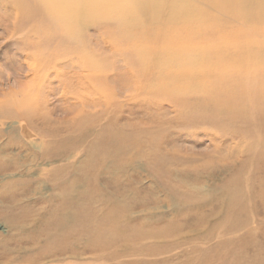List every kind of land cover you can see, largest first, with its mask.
Returning a JSON list of instances; mask_svg holds the SVG:
<instances>
[{
	"label": "rangeland",
	"instance_id": "1",
	"mask_svg": "<svg viewBox=\"0 0 264 264\" xmlns=\"http://www.w3.org/2000/svg\"><path fill=\"white\" fill-rule=\"evenodd\" d=\"M9 1L0 0V90L4 88V91L9 88L8 86L17 89L16 85L21 80L22 82L25 80L24 74L28 73L29 78L32 79V73L26 64L27 61L23 59L24 57L21 54V44L24 42V44H31L30 42H33V39H30L28 31H14L13 20L10 18ZM31 1L36 6L37 1ZM31 1L25 2V4H31ZM9 3L11 4V1ZM28 5L27 7L29 8ZM192 21L194 22L193 19ZM107 23V25L116 26L114 21ZM97 24L98 22H95L91 25L86 32L88 35L85 33V41H67L58 33L56 36L58 40H52V47H59L61 44V48H65L64 53L61 54L62 56L56 55L57 57L55 58V52L53 53L54 55L52 53L45 54L47 57L44 56L42 58L44 61L41 59L42 61L39 62V65L42 69H46L52 77L55 73L52 64H67L70 68L66 67L62 73L64 77H67L69 72L72 71L71 66L76 67V70H80L79 68L84 64L83 58L85 60L83 56H86L87 52L90 60L98 61L102 69L107 67L108 72H110L108 85L104 86V83L95 84L99 95L96 96L97 94L95 93L91 95V99L93 101L94 98L103 95L107 101L101 99V105H95V108L94 105H87L81 92L85 88V84L82 83L79 86L77 81L72 84L68 83V85L62 83L58 85L57 81H54L52 86L57 91L59 90V92L52 90L51 92L54 95L46 92V82L43 81L37 86L31 85V87H28L30 101L34 99L33 102H35L37 101L36 98L44 97L47 93V96H50L48 98L51 99L50 103L52 102V107H55L56 112L53 111L52 115H50L52 118L49 116L46 122H43L36 114L38 110L36 103H34L36 109L31 114L30 119H28L29 116L26 119L33 122V128H28V133L26 134L18 127L20 119L17 116L6 122L5 125L0 124V155L2 154L0 156V162H2V164L0 163V208L15 197L22 201L28 200L24 198L29 197L31 199L30 202H32L35 199L30 197L31 195L46 199L44 205L47 206V199L56 193L57 180L64 178L62 176H53L52 173L61 168L67 174L70 172L73 175L71 178L75 181L77 180L76 183L78 182L76 190H72L73 196L78 198H74L73 207L70 208L71 214H74L75 217L78 214L87 215L93 219L94 213L90 212V209L98 212L99 210L105 211L108 209L107 205L102 203L103 201L92 203L93 200H89L90 198L87 199L82 195L87 193L86 190L89 193L105 194V198L109 201L117 198L125 206V214L128 213L127 216L129 218L128 222L121 226L122 218L124 217L122 213L118 222L122 230L120 231L121 233L119 232V237L122 236L121 239L125 240L119 242L118 245H111L107 248L97 247L91 249L93 239L97 245H101L107 238L113 237L116 233L110 229H104V226H96L94 221L90 220L87 226L83 224L85 227L82 226L83 228H80L82 234H74L77 240L76 246H72L69 249L83 253L84 248L87 250V255H82L79 259L68 257L57 262L55 261L56 258H52V256L45 259L46 254L37 256L39 252L40 254L44 252L41 251L43 247H38L33 241L37 239L39 241L46 240L43 231L47 223H41L39 218L41 216L42 218L44 217L48 208H42L43 205L30 208L24 204L27 209H34L35 215L33 212V215L28 217V225L22 226L21 221L17 222L22 224L21 228H16L15 225L11 228V224L9 223V225L7 221L11 215L7 210H0V264H64V262L67 264H264V153H261L264 138L254 133L246 140L249 142H243L239 137L231 140H222V135L213 130L210 124H206L203 127H192L191 129H182V127L177 126L172 120L177 122L176 117L179 116V113H176L170 104L166 102V97H162L167 94V89L161 87L159 89L138 87L139 85L134 82L132 84L131 82L129 83L123 76V74L127 73L125 72L126 60H128L127 63H132L134 70L140 65V61L133 54L137 49H130L128 50L129 53L127 51L124 54L113 50L109 51L110 48H106L102 42L99 43L97 40L99 35L101 36L99 34L101 32L97 31ZM146 29L147 27L143 30ZM93 30H96L95 33ZM129 33L133 35L129 36ZM137 34L138 29L128 32L117 31L116 37L122 41L126 37L130 40H136L139 37ZM217 37L208 38L203 36L204 45L208 41L215 44L218 43L219 37ZM154 38L156 40L159 37ZM159 39L161 40V38ZM87 40L89 43L86 42ZM149 41L150 39H144V44L149 43ZM260 41L263 42L262 40ZM161 42L166 41L161 40ZM81 44L86 46H81ZM259 46L263 47L261 43H259ZM71 47H74L79 53L82 52V61L79 56L75 57L77 55L70 53L71 51L65 52L66 48L71 50ZM86 47L88 49H85ZM62 57L64 58L62 59ZM220 59L216 55V62L209 63L208 66L214 64L218 68L220 65H231L229 62L227 64L222 62V60L220 61ZM245 60H248V58ZM39 65L38 69L40 70ZM49 65L51 68H48ZM120 72L123 74H119ZM118 76H122L123 79L120 80ZM28 80L30 81V79ZM218 86H216V89H218ZM63 87L67 88L66 91L72 92L71 96L74 100L71 99L68 103H72L70 107L75 106L74 109L72 108L74 110L73 113L71 110L68 111V109L67 111L60 109L66 106V103H61L59 100V96L65 91ZM185 88H171L169 92L179 93L178 95L180 96L177 99H181L188 94L190 98L204 99L209 104L211 100H209L208 93L215 90L214 85L209 87L206 84L197 88H187L186 92H181ZM29 90L34 94L31 91L29 92ZM191 91L195 93L189 95ZM89 98L88 96L86 99ZM152 99H156V101ZM77 101L79 102L77 103ZM161 103L163 104L160 105ZM56 107L59 108L57 109ZM146 107H148L147 110ZM161 107L164 110H160ZM214 107H216L215 104ZM219 109L218 106L215 108L217 112ZM238 109L240 110V107ZM90 110L92 111L90 112ZM80 111L84 112V115L90 116L89 118L92 120L91 129L96 127L95 124L99 120L103 126H98L100 129L97 128L94 135L93 133L89 135L90 138L88 137L87 142L84 143L85 145L81 143V147L72 148L67 145L68 149L63 148L60 140H66L73 135L70 133V129H67L66 125H61L60 122L63 120L67 123V120L75 118L76 112ZM96 117L98 118L96 119ZM90 125L87 124L85 128ZM107 127L119 130L127 141L124 142L126 144L123 148L125 152L117 157H121L120 162L124 161V163H112L110 157L116 154V148L107 144L110 134L113 136V130H108L109 128ZM16 129H19L21 133L15 137L18 145L7 149L6 145L13 140ZM52 132L59 133L60 137L57 142L53 141L52 146L55 145L53 149H36L35 147L40 146L41 138L46 136L44 133H48L47 136H49ZM132 134L135 135V138L137 136V140L141 141L139 147H135L134 142H130L134 137V135L132 137ZM129 136L132 138H128ZM90 142L92 145H90ZM96 144L99 146V150ZM103 144L105 145L104 148ZM86 150L92 153L94 157V161L91 163H86L87 158L84 154ZM96 157L99 158L97 160L99 163L96 161ZM168 171H171V173L168 174ZM180 179L184 181L182 182ZM24 187L26 190L28 189L25 194ZM227 187L231 189H228V193L225 190ZM14 189L16 192L13 191ZM233 191L236 193V198H231L230 194ZM14 194L17 195L14 196ZM208 197L209 199H206ZM109 205L110 209L123 210L121 207L116 209V207L112 206V203ZM14 209L16 210L17 208ZM36 219L37 221L35 222ZM124 219L125 217L123 221ZM30 220L31 223H29ZM32 221L34 222L32 223ZM14 222L16 221L14 220ZM81 223L80 221L78 222L79 225ZM88 229L90 230L88 231ZM163 229L177 231L171 236L165 237L162 234L164 232ZM142 230L144 232L157 233L154 238L140 237L138 233ZM158 230L159 232L161 231V234L158 233ZM27 237L28 239H26ZM96 237L100 238V242ZM30 249L32 250L30 251ZM57 249L70 252L58 244ZM37 250L38 253H36ZM129 251L132 253L131 255H128ZM55 254L56 252H54ZM67 255L69 256L70 253H67Z\"/></svg>",
	"mask_w": 264,
	"mask_h": 264
},
{
	"label": "bare ground",
	"instance_id": "2",
	"mask_svg": "<svg viewBox=\"0 0 264 264\" xmlns=\"http://www.w3.org/2000/svg\"><path fill=\"white\" fill-rule=\"evenodd\" d=\"M10 1L11 4L9 3ZM10 1L8 2V6L11 11L10 18L13 20L12 25L14 27V31H28L31 37L30 39H33V42H30L32 45L29 43L24 44L25 42L22 43L24 44L23 46L21 44V54L24 57L23 59L27 61L26 64L28 66V69L32 73V79L29 78L28 73L24 74L23 77L25 78V80H23V82L21 80V82L16 85L17 89H14L7 84L9 88H6L5 91L3 90L4 88L0 90L1 125H5L6 122L11 120L12 118H16L17 116L20 119L18 127L23 130L24 134L28 133L27 129L33 128V122L26 119L28 116V119H30L31 114H33V111L36 109V107L38 110L36 111V114L43 122H46V119L50 115H52L53 111L56 112V109H54L55 107H52V102L50 103L51 99L48 98L50 96H47V93L50 95H54V93L51 92L52 90H55L54 92L57 91L56 88L52 86L54 81H57L58 85L60 83L68 85V83L72 84L74 81H77L79 86L84 83L85 88L81 90L84 96L83 99L86 101L87 105H94V108L95 105H101V99L107 101V99H104L103 95L94 98L93 101L91 99V95L95 93L97 94L96 96L99 95V92L95 87L97 85L95 84L104 83V86L108 85L107 82L110 72H108L107 67H105V69H102L98 61L95 62V60H90V58L87 56V52L86 56H83L85 57V60L83 58L84 64H82V66L79 68L80 70H76V67L74 68V66H71L72 71L69 72V75L67 74V77H64L62 74L63 70L66 67H69L67 66V64H52V68L55 69V73L52 77L49 75L46 69H42V67L39 65V62L43 60L42 58L44 56L47 57V55L45 54H53L55 52V55L53 54L55 58L57 56H62L61 54L64 53L65 48H61L62 45L60 43L59 47H52L53 41H55L56 39L58 40V38L56 37L58 33L67 41H85V33L90 29L93 23L98 22V24H102L96 25L98 27L97 31L101 32L99 33L101 34V36L99 35L97 40L99 43L102 42V44L106 46V48H110L109 51L113 50L114 52L124 54L127 53V51L130 49H137V51H134L133 54L138 58V61H140V65H138L134 70V66L131 65L132 63H127L128 60H126L125 72H127L128 74H123L121 72L119 74H123V76L128 80L129 83L131 82L132 84V82H134L135 84L139 85L138 87H154L158 89L161 87L163 89H167V94H164L162 97H166V102L170 104V106L176 113H179V116L176 117L177 122L172 120L174 123H176L177 126L182 127V129H191L192 127H203L206 124H210L213 130L222 135V140H231L239 137L241 138L240 140H243V142H245L254 133L264 138V0H36V6L31 0L28 1H31L32 5H28L27 3L25 4V2H28L26 0ZM27 5L29 6V8L27 7ZM192 19L194 20V22L192 21ZM109 21H114L116 23V26L107 25V22ZM145 27H147V29L143 30ZM134 29H138L137 35L139 37L136 40H130L127 37L124 38L123 41L117 39V31L128 32ZM131 35L133 34L129 33V36ZM203 36H206L208 38L218 36L219 42L215 44L208 41L207 43H205L206 45H204ZM154 37H159L162 41L166 42H161L159 38L154 40ZM43 39H45L46 41H43ZM144 39H150L149 43L144 44ZM260 40H262L263 42H261ZM86 42L89 43L88 40ZM259 43L263 45L262 48L259 46ZM83 45L84 44H81V46ZM68 48H66L65 50L66 53L71 51L70 53H74V55H77L75 57L79 56V59H81L82 61V52L79 53L74 47H71V50H68ZM85 49H88V47H86ZM216 55L221 58L220 61L222 60V62H225L227 64L229 62L231 65H220L218 66V68H216L214 64L208 66L209 63L216 62ZM63 58L64 57H62V59ZM247 58L248 60H245ZM38 65L40 70L38 69ZM49 66L48 68H51V66ZM118 78H120V80L123 79L122 76H118ZM28 79H30V81ZM42 81L46 82V95L41 98H36L37 101L35 102H33L34 99L30 101V98L28 96V87H31V85L37 86ZM206 84H208L209 87L210 85L215 86V90L208 93L209 100H211L212 103H209L211 106L207 103V101H204V99L190 98L188 97V94H186L181 99H177L180 96L178 95L179 93L169 92L171 88L186 87L181 91L183 92L187 90V88H197ZM217 85H219L218 89H216ZM63 88L65 91H63L61 96H59V100L61 101V103H66V106L61 107L60 109L64 111H67L68 109V111L71 110L73 113V109L75 108V106L70 107L72 103H68V101L73 98L71 96L72 92L66 91V87ZM152 90L155 91L154 89ZM30 91L31 90H29V92ZM57 92H59V90ZM194 93H192L191 91L189 95ZM32 94L34 93L32 92ZM88 96L90 98L86 99L88 98ZM156 99L152 100L156 101ZM132 101H134V99H132ZM78 102L79 101H77V103ZM34 103H36V107ZM162 104L163 103H161L160 105ZM214 104L216 105V107L218 106L220 108L218 112L215 110L216 107H214ZM239 107L240 110L242 109V111L238 109ZM56 108L58 109L59 107ZM147 108L148 107H146V110ZM160 110H164L163 107H161ZM91 111L92 110H90V112ZM50 117L52 118V116ZM89 117L84 115V112L80 111L76 112L75 118L67 120V123L63 120L62 122H60L61 125H66V128L70 129V133L73 135L69 136L66 140H60L61 146L63 148L68 149L67 145L72 148L78 147L81 143H86L89 135H91L92 133L94 135L97 131L96 129L98 128V126H103L99 120L95 124L96 127L91 129L90 124H92V120H90ZM98 117H96V119ZM58 123L56 124L58 125ZM87 124H89L90 126L85 128ZM107 128H109L108 130H113V136H111L110 134L107 144L113 145L116 148V154H113L110 157L112 163H124V161L120 162L121 157H117L119 155H123V153L125 152V150H123L124 146L126 145L124 142L127 141L124 139V135L119 130H115L112 127ZM19 133V129H16L13 140L8 145H6L7 149L11 147L14 148V146L18 145V143L15 141V137H17L16 135ZM58 134L59 133L57 132H52L49 136H47L48 133H44V135L46 136H43V138H41L40 146H37L35 148L38 150L53 149V147L55 146H52L53 141L57 142V139L60 138ZM211 134L213 133L211 132ZM133 135L134 134H132V137ZM132 137L129 136L128 138ZM91 142L93 143L92 139ZM91 142L90 145H92ZM130 142H134L135 147H139L141 144V141L139 139L137 140V136L135 138V135ZM104 146L105 145L103 144V148ZM262 152L264 153V144L261 148V153ZM84 154L87 158L86 163H91L92 161H94L92 153L86 150V152L84 151ZM97 160H99L98 157H96V161ZM100 162L102 161L100 160ZM0 163L2 164V162ZM169 173H171V171H168V174ZM52 174L53 176H62L64 178L57 180L56 193L52 195L50 194L51 197L47 199L49 205H44L46 199L33 197V195H31L30 197L35 199L32 202H30L31 199L29 197L24 198L28 199L24 201L19 200V198L15 197L11 199L8 204H4V206L0 208V210H7V212L11 215L7 220L8 224H13L12 226L9 224L11 228L14 225L16 226V228H21L22 226L27 224L28 217L30 215H33V212L35 215L34 209H27L24 204H26L27 207L30 208L36 207L38 205L45 206H42V208L44 209L48 208L47 211H45L46 214H44V217L42 218L41 216V218H39V221L41 223H47L44 231L40 228L43 231L46 240L39 241V239H37L36 241H33L38 245V247H43L41 251L44 252H41L40 254V252L38 253L37 250V256H43L44 254H46L45 259H48L50 256H52V258H56L55 261L57 262L59 260H65L68 257L72 259H79L80 256L85 255L87 250H85L84 248L83 253H80L78 250V252H76L69 249L72 246H76L77 240L75 239L76 237L74 234H82L80 228L87 226L90 223V220L94 221V224L96 226H104V229H110L112 232L115 231V235L117 236L116 237L114 235L111 238H107L103 244H99L100 246L97 245L93 239L91 242V249L97 247L107 248L111 245H118L119 242L125 240L121 239L122 236L119 237V232L122 231L121 226H124V223L128 222L129 218L127 216L128 213L125 214V206H123L117 198L113 201H109L105 198V194H99L95 192L89 193L86 190L87 193H83L82 195H84L87 199L90 198L89 200H93L92 203L103 201L102 203L107 205L108 209H104L105 211L99 210V212L97 210L90 209V212L94 213L93 219H91L90 216L82 214H78L77 217H75L74 214H71L72 212L70 208L73 207L72 205L74 203V198H78L77 196H73V191L76 190L78 186V182L76 183L77 180H73V178H71L73 175L70 172L69 174H67V172L61 168L55 170ZM180 181L183 182L184 180L180 179ZM228 189L230 188L227 187L225 189L227 193ZM13 191H15V189ZM26 192H28V189L26 190L25 188L24 194ZM16 195L14 194V196ZM230 195L231 198H236V193H234V191ZM206 199H209V197ZM57 200L58 202H56ZM111 203L113 207H116V209L117 207H121L123 210L116 211L115 208L110 209L109 204ZM14 208L17 209L15 210ZM42 208L40 207V209ZM122 213L125 219L123 221L124 217L122 218V225L120 226L118 222ZM14 220L16 222L13 223ZM31 220L29 223H31ZM19 221H21L23 225L17 223ZM36 221L37 219L35 220V222ZM79 221L82 222L80 225L78 224ZM33 222L34 221H32V223ZM83 224L85 226H83ZM38 225L41 226L40 224ZM171 229H163V236H171L174 232L177 231H171ZM89 230L90 229H88V231ZM156 233L157 232H144L142 230L138 233V235L140 237L144 236L147 238H154ZM158 233L161 234V231L159 232L158 230ZM98 237H96V239ZM114 238L116 239V241ZM26 239H28V237ZM98 239L100 242V238ZM57 244L59 246L62 245L66 251L68 250L70 252L58 250ZM31 250L32 249H30V251ZM54 252H56L55 255ZM117 252H119V250H117ZM67 253H70V255L68 256ZM131 254L132 253L129 251L128 255ZM34 258L36 257L34 256ZM33 261H35V259ZM36 261L38 262L37 259ZM64 264L67 263L64 262Z\"/></svg>",
	"mask_w": 264,
	"mask_h": 264
}]
</instances>
